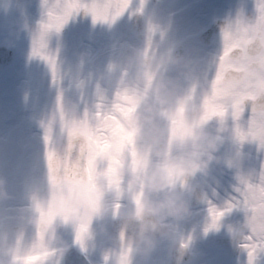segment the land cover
<instances>
[{
    "label": "clouds",
    "instance_id": "1",
    "mask_svg": "<svg viewBox=\"0 0 264 264\" xmlns=\"http://www.w3.org/2000/svg\"><path fill=\"white\" fill-rule=\"evenodd\" d=\"M237 15L247 24L246 40L229 59L264 78V23ZM32 28L26 19L17 25ZM154 32L90 81L74 73L70 90L56 62L55 103L41 126L46 179L27 193L22 232H0V264H59L70 247L65 232L87 248L109 217L119 227L107 264H137L162 244L182 249V222L192 214L189 179L213 162L231 166L221 144L240 140L226 114L206 115L209 67L197 55L161 47ZM262 172L264 162L256 175ZM7 196L0 176V200Z\"/></svg>",
    "mask_w": 264,
    "mask_h": 264
},
{
    "label": "bare ground",
    "instance_id": "2",
    "mask_svg": "<svg viewBox=\"0 0 264 264\" xmlns=\"http://www.w3.org/2000/svg\"><path fill=\"white\" fill-rule=\"evenodd\" d=\"M147 1L129 0V8L141 11L143 7L149 5L150 2ZM55 2L57 0H24L22 16L41 26V22L47 19L49 7ZM64 2H68V0H64ZM87 2H97V0H87ZM165 2L176 6L185 3L204 4L203 0H163V4ZM10 11L8 1L0 0V27L4 28L7 25L11 27L12 33L21 34L20 31H17L18 24L13 23L12 19L8 17ZM76 13L71 15L72 18ZM72 22L74 31L66 36L65 42L68 48H74V53L70 55L69 52H65L57 54L56 57V60H66L68 63V70L65 72L63 83L68 86L69 90L74 73L82 71L90 81L96 70L105 66L104 62L108 59L107 55L113 44V37L110 33L99 34L95 30L96 25H105L109 21L100 20L96 24L73 19ZM102 49L105 50V56L100 54ZM22 54H25V51H22ZM38 59L41 61L43 58L38 56ZM73 61L75 66L72 64ZM30 70L31 65L25 61L24 57L15 62V91L18 94L19 90L20 94L13 98L10 106L0 109V131L9 129L14 135L17 146H23L22 140L27 145L42 138L41 126L50 111V103L48 100L43 101L39 94L28 98L21 95V86L25 82L28 84L26 89L32 87L35 91L34 82L32 81L31 84L28 76ZM4 88H6V83L2 78L0 90ZM227 124L233 128L235 122ZM35 144L33 143L31 146H35ZM238 147L240 148L239 156H237ZM220 153L225 161H232L231 166L227 163L217 164L213 162L207 172L198 173L194 176L193 183L204 188L205 200L199 206H192L191 216L182 222L181 243L191 242L192 259L186 264H264V251L258 250L250 262L246 248L241 256L234 257L228 255L226 250L216 246V244H210V240L216 233L220 235L229 234L238 222H243L245 215L249 216L250 213L244 207H232L220 218L219 227L209 228L208 231H205L206 225L210 222L209 201L217 207H225L226 204H222V201L227 202L235 195L237 186H240L239 176H251L255 179L256 173L264 162V147L259 146L258 141L253 139L244 141L225 139L221 144ZM8 173L9 165L6 166V163L2 162L0 176L4 178V181ZM32 174L33 172H31ZM5 198L7 202L24 203L23 195L18 193L16 195L12 192L11 194L8 193ZM248 232L249 226L244 231L243 243ZM110 241V239L103 241L99 248V257L96 256L98 261H105L106 264L105 256L112 250ZM93 244L96 246L97 238L93 240ZM168 257V246L166 244L164 247L159 245L147 257L138 258L137 264H169Z\"/></svg>",
    "mask_w": 264,
    "mask_h": 264
},
{
    "label": "flooded vegetation",
    "instance_id": "3",
    "mask_svg": "<svg viewBox=\"0 0 264 264\" xmlns=\"http://www.w3.org/2000/svg\"><path fill=\"white\" fill-rule=\"evenodd\" d=\"M21 2V1H20ZM258 0H206L203 5H155L148 6L142 13L143 22H135L133 17V8L127 7L111 23L105 25H96V32L99 34L110 33L113 37V44L110 47V52L107 55L108 59L104 62L107 65L109 62L119 63L133 50H140L144 47L150 28L155 29L153 40L161 47H171L180 52H188L199 56L210 69V78L214 77L215 68L218 58L223 51V30L226 26L234 23L238 18V13L256 17L257 16ZM13 20L12 17L8 16ZM87 20L97 23L100 20H93L92 14H87ZM14 19L21 21L22 17ZM40 31V27L36 26L33 31L24 32L22 34L10 36H1L0 43L5 44L12 50L18 52V57H24L26 61L34 58L32 52L34 41ZM74 31V26L71 25L70 17L56 32L49 33L47 38V47L52 55L57 57V54L69 52L74 53V48H68L66 45V36ZM25 51V54H22ZM105 50L102 49L100 54L105 56ZM15 59V60H16ZM15 62H11L7 67L0 65V80L3 78L6 83V88L0 90V109L10 106L13 98H15ZM60 74L63 77L68 70L67 61H59ZM49 72L52 73L49 65ZM47 76H50L48 74ZM51 83L55 84V77L50 78ZM50 88V87H49ZM51 90V88H50ZM249 105L246 104L243 117L246 119L250 115ZM235 122L229 113L226 116V123ZM1 123V119H0ZM13 135H8L5 130L0 131V168L2 162L6 165L13 164L18 161V166L23 167V162L17 156L20 150L17 149ZM41 152L43 158H37L35 163L41 161L46 167V157L44 153V145L42 144ZM31 163H34L31 160ZM46 178L35 179L32 182L22 183L17 189V193L23 195L24 203L27 193L36 186H41ZM28 181V180H27ZM2 201H0L1 206ZM24 203L16 202L15 214L12 220L0 221V232H6L15 236L22 232V211ZM1 209V208H0ZM66 239L72 242L71 234L64 233ZM76 252L85 250L78 245H75ZM83 249V250H82ZM65 253L59 260V264H63Z\"/></svg>",
    "mask_w": 264,
    "mask_h": 264
},
{
    "label": "snow or ice",
    "instance_id": "4",
    "mask_svg": "<svg viewBox=\"0 0 264 264\" xmlns=\"http://www.w3.org/2000/svg\"><path fill=\"white\" fill-rule=\"evenodd\" d=\"M129 5V0H107V2H87V0H57L51 4L47 19L41 22L39 34L34 41L33 54L40 56L51 66L53 76L56 74V57L48 51L49 33L58 32L68 18L80 10L90 12L93 20L112 21L122 14ZM257 19L264 23V0H258ZM247 24L237 20L223 30V51L218 58L213 77V88L205 98L206 115L231 114L234 131L240 141L253 139L264 147V78L258 79L254 74L238 71L234 62L229 59L230 51L243 46L246 40ZM250 105V115L245 119V106ZM102 141L97 147L102 146ZM240 186L236 193L226 202L225 207H217L209 201V228L219 227V220L235 206H242L248 216L249 232L244 238L243 247L248 250L251 262L256 252L264 251V172L251 176H239Z\"/></svg>",
    "mask_w": 264,
    "mask_h": 264
},
{
    "label": "water",
    "instance_id": "5",
    "mask_svg": "<svg viewBox=\"0 0 264 264\" xmlns=\"http://www.w3.org/2000/svg\"><path fill=\"white\" fill-rule=\"evenodd\" d=\"M118 230V229H117ZM116 234V233H115ZM184 250H182V252H183ZM181 252V250H180V248H177V251H176V255H175V261L176 262H179V261H181V260H183V259H185L186 257H187V254L186 253H182Z\"/></svg>",
    "mask_w": 264,
    "mask_h": 264
},
{
    "label": "rangeland",
    "instance_id": "6",
    "mask_svg": "<svg viewBox=\"0 0 264 264\" xmlns=\"http://www.w3.org/2000/svg\"><path fill=\"white\" fill-rule=\"evenodd\" d=\"M104 1H105V0H104ZM104 1H103V2H104ZM45 71H46V70H45ZM102 229H104V225L102 226ZM104 232H105V231H104ZM105 234H106V233H103V232H102L103 239H106V236H105Z\"/></svg>",
    "mask_w": 264,
    "mask_h": 264
}]
</instances>
